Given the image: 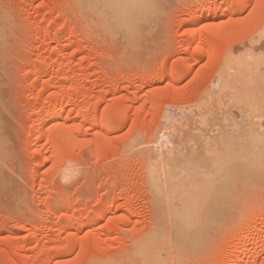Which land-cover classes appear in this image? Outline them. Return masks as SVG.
Returning <instances> with one entry per match:
<instances>
[{
  "label": "rangeland",
  "instance_id": "374dc122",
  "mask_svg": "<svg viewBox=\"0 0 264 264\" xmlns=\"http://www.w3.org/2000/svg\"><path fill=\"white\" fill-rule=\"evenodd\" d=\"M88 1L0 0V264L135 261L143 241L161 236L148 170L180 134L171 127L181 120L169 116L192 115L181 132L194 133L197 115L227 112L223 97L248 95L245 119L264 107V0H158L123 38ZM207 125L217 122L197 133L208 135ZM234 135L211 137L212 154L226 170H257L255 178L237 188L243 174H234L231 215L195 252L160 248L167 264H227L221 258L235 249L245 252L231 264H264V144H235ZM200 161L194 152L190 168ZM237 206L249 212L244 221ZM235 219L252 230L246 242H231L243 233Z\"/></svg>",
  "mask_w": 264,
  "mask_h": 264
},
{
  "label": "bare ground",
  "instance_id": "6f19581e",
  "mask_svg": "<svg viewBox=\"0 0 264 264\" xmlns=\"http://www.w3.org/2000/svg\"><path fill=\"white\" fill-rule=\"evenodd\" d=\"M157 1L158 0H91V2H90V0H89L88 2H90L89 8L95 9L99 13V15L101 16V19L105 25L102 27H105V28L108 27V29L113 30V32L116 30L120 34L121 33L123 34V32H127L129 35V31H131V29H133V28H136V25H141L140 27L145 25L143 23H145V21L149 19L148 18V13H149L148 10L150 11V9L158 6V5H156ZM160 2H161V0H160ZM84 6H86V5H84ZM79 7H80V5H79ZM215 7L216 6H214V8ZM85 8H87V7H85ZM213 9L208 11V13L205 15L203 21H209L214 16L215 10H213ZM152 11H151V13H152ZM146 12H147V15H146ZM145 16H147L148 19ZM143 17L146 20H144ZM151 18H153V17H151ZM221 22L223 23V21H221ZM98 25H97V27H98ZM134 31H135V29H134ZM105 32H106V30H105ZM120 34H118V35H120ZM122 34L120 36H122ZM132 36H133V34H132ZM123 37H124V35L122 36V38ZM125 37H126V35H125ZM129 37H127V38H129ZM122 38H120L119 40L122 41ZM233 59H235V58H233ZM190 68L191 67L189 66L188 70ZM226 77H224V79ZM230 80H232V79H230ZM230 80H228L229 83H230ZM222 83L223 82H221V84ZM221 84L219 85V87L221 86ZM227 86H228V84H227ZM218 89L219 88H217V91H218ZM217 91L215 90L214 95H213L214 97H215V94ZM225 91L226 90L224 89L223 92H225ZM226 92H228L230 94L229 91H226ZM228 93H224V96H225V94H228ZM217 94H219V95H217V98H218V96H220V94L223 97V93L218 92ZM230 97H231V94H230ZM232 97L235 100V102L233 99H232L233 101L229 100L231 98H228V96L223 97L224 100L227 98L228 101H230V102H227V99H226L225 104H224V102L221 103L224 100H221V102H220L219 99H221V98L216 99L217 102L212 101L216 104H218V103H220L222 105L224 104L227 109L225 108L224 105H223L224 106L223 107L220 104H219L220 106H218L216 104H214L213 106H216L215 108H220V110H221V108H224L227 110V112L220 113V111L218 110L220 113L218 115V112L212 111L211 114H208L209 117H207V115L206 116L202 115L203 116V118H202L201 114L206 111L205 107H207L208 105L205 104V106H202L203 108H205V111H204V109H202V110L200 109L201 111H204V112H201L200 119H199V115H197L196 120L193 121L196 124L198 123L197 125L199 127L202 126V128L204 130L205 124H209L210 121L211 122L212 121L217 122L216 126H208L207 125L208 126V131H207L208 135H206V134L200 135L199 133H197L196 129H198V126L196 124L195 125L197 127L195 126V132L192 133L194 130L192 131L191 128H194V126H193L194 123L189 125V126H193V127H191L188 130L185 129L184 131L181 132V130H183V127L185 128L188 126V124H189L188 122L190 121V118L192 117V115H190V118L188 119L189 121L186 120V118H184L187 121L186 122L185 120H183V117H180L178 115L179 114L178 112H176L177 114H175V116H174V113H172L171 115L169 114L170 120L167 119V122L171 121L174 118H177V120H176L177 122L181 120L182 123H183V121H185L186 124L187 123L188 124L187 125L185 123L182 124L181 121L178 122L180 124L170 122V124L172 123V124L176 125V126H174V125L172 126V124H171V126H172L171 128H174V127L177 128L178 126L181 125V127L177 128V129L174 128V129H176V131L179 129L180 131L178 130V133L180 132V134L176 135V137H177L175 139L176 141H173V138H171L172 141L170 143L169 142L170 139H169L168 142L170 144L173 143V145L170 146V144H168L169 146L167 145L166 147H169V148L165 152L162 149L163 153H164L163 154L164 157L158 163L155 160L154 162H156L157 164L152 163L150 166V170H148L151 189L153 190V193H154V201H155V204H156L155 206H156V210H157L156 214H158V218H160L159 219V226H160L159 230L161 231V233H160V231H157V232L160 233L161 236H159V238H157L156 237L157 235H156L154 237H150L147 240L143 241L141 246H139L134 253L135 254V261H132L130 263L126 262L127 264H167L168 260L166 261L164 259L165 257L162 258L160 256V252H159L160 248L166 249V248L174 247L178 252H181V251L182 252H189V253L195 252V248L198 247L197 244H199V242H201L200 240L203 238H205V239L209 238L207 236L210 235L214 226L216 224L223 223V221L226 219L225 217L229 214L231 215V213H232L231 209H230L231 206H233V205L236 206L235 203L237 202V197H235L236 196L235 192L237 194L238 191H236L237 189L235 191L232 189L233 188V183H232L233 180L232 179L234 177L237 178V176H235L236 173H242L243 174L241 176V179H239L234 185V186H237V188H239L241 186L243 187L244 186L243 184L246 181L248 182V181L252 180L253 178H255L254 176L257 173V170H226V169H224L223 167L225 166V163H223V162L218 163L215 160V157L211 151V148H212L211 147V140H212L211 137L216 139L217 136L218 135L221 136V133H223V132H224V134L227 132L236 134V135H234V137L237 136L236 138H240V139H238L240 142L236 141L237 140L236 139L235 141L238 142V143H236L234 141L235 138L232 140L231 139L229 140V141H232V143L235 142V144L244 143L245 140L249 141L251 143L256 142V143H263L264 144V107H263V105H262L261 113H250L249 119H252V122H253L252 123L251 120L245 119L246 114L243 111L244 107L249 105L252 102V100L249 99V96L247 95L245 97L242 94L238 96L237 93H235V95H232ZM211 100H213V99H211ZM211 100H210V102H211ZM228 104H230L232 106H228ZM50 105L49 106L47 105L46 107L44 106V108H43V112H45L46 117H48L50 115V108H51ZM211 105L212 104L210 103L209 106L207 107V109ZM229 107H230V109H228ZM212 108H214V107H212ZM226 110H224V111H226ZM222 111H223V109H222ZM197 113H199V112H197ZM172 115L174 118L172 117ZM51 116H52V114H51ZM60 117H62V116L60 115ZM56 118H58V117H56ZM194 118H195V116H194ZM41 120H44V119H41ZM190 122L192 123V121H190ZM170 124H167V126ZM220 124L226 125L225 129L223 131L220 130L222 128H219ZM184 125H186V126H184ZM168 128L169 127H167L166 130L169 133L166 132L168 135L165 134L166 136H168L167 138H169L170 137L169 135L174 132L173 131L174 129H173L172 130L173 132L171 131V133H170L169 130H171V128L170 129H168ZM43 130L41 129L39 136L43 135ZM176 131L174 134L177 133ZM29 133H31V132H29ZM32 134H30V135H32ZM75 136L76 135H74V134L67 135V137L73 141H76V139L78 138ZM226 136L228 137L227 134H226ZM227 137H226V139H227ZM227 141L228 140H226V142ZM174 142H177V145H174ZM212 142H213V140H212ZM218 144L220 146L221 142H218ZM232 145H234V143ZM227 147L229 148V146H226V148ZM222 148H224V146ZM228 148H227V150H228ZM217 151H218V149H217ZM194 152H195V154H198L201 156L200 163L198 165H196V163H195V169L190 168L192 166L191 159L194 156ZM152 153L153 152H151V154ZM149 161H150V159H149ZM197 166H201L203 169L197 170ZM194 170H195V184H194V181L192 180ZM239 176H240V174H239ZM238 185H239V187H238ZM243 188H245V187H243ZM161 190L164 191V194H161ZM161 195H163V196H161ZM252 196H256V195L252 194ZM220 197L223 198L224 200L221 202V204L216 206L217 198H220ZM170 198H179V200L175 201L174 205H171L169 202L167 204V200ZM252 199H253V197H251V196L247 199L246 204L248 205V207H250V203H254V201L251 202ZM163 202L164 203L166 202V204L163 205ZM217 202H219V201H217ZM242 205H243V203H242ZM251 206H253V204H251ZM237 207L241 209V207H239V206H237ZM242 207H244V206H242ZM103 209H104L103 212L101 213V215H99L100 218L105 217V215L107 214V212L109 210V207L106 206ZM242 209H244V208H242ZM242 209H241V212L238 211V209H236L238 211V212H236V215H237V213H239L240 215L238 214L237 217H240V219L245 217L246 214L249 213L248 211L245 210L246 208L244 209V211ZM250 209H252V207ZM234 212L235 211H233V214H235ZM249 216L250 215H248V217ZM245 218L247 219V216ZM238 220H239V218H238ZM238 220H236V221L238 222ZM242 220L244 221V218ZM239 222H241V221L239 220ZM245 222L239 223L238 229H241V231H242L243 228H246L248 225L246 227H244ZM251 231L248 232V231H245V229H244V231H242L243 233L240 234V236L235 235L234 237H232L231 242L235 243V241L238 238L243 239L246 242L252 234ZM221 242H222V240H221ZM199 247H200V245H199ZM244 252H245L244 249H242V250L235 249L232 252H230L227 257L223 256V258H221L220 262L226 261L229 264H231L237 258V256H239V254L244 253ZM43 256H46V255H43ZM189 257L191 258V256H189Z\"/></svg>",
  "mask_w": 264,
  "mask_h": 264
}]
</instances>
